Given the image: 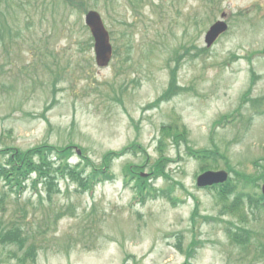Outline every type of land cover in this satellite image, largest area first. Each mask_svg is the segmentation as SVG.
<instances>
[{
    "label": "rangeland",
    "instance_id": "1",
    "mask_svg": "<svg viewBox=\"0 0 264 264\" xmlns=\"http://www.w3.org/2000/svg\"><path fill=\"white\" fill-rule=\"evenodd\" d=\"M77 2L0 0V19L20 30L0 42V153L46 154L56 178L50 193L28 181L21 197L5 198L2 223L40 227L34 264H264L257 245L225 233L243 227L264 243V209L249 214L244 200L230 216L234 194L224 204L219 190L194 185L206 166L264 175V0ZM83 6L117 48L106 68L95 66ZM221 14L228 30L206 49ZM175 123L182 135L162 130ZM63 164L111 178L84 191L61 177ZM13 252L0 247L3 264H20Z\"/></svg>",
    "mask_w": 264,
    "mask_h": 264
},
{
    "label": "trees",
    "instance_id": "2",
    "mask_svg": "<svg viewBox=\"0 0 264 264\" xmlns=\"http://www.w3.org/2000/svg\"><path fill=\"white\" fill-rule=\"evenodd\" d=\"M66 6H75L78 4L77 0H62ZM14 23V21H13ZM7 35L8 39H16L20 36V30L16 27L9 26L6 22L5 17L0 19V42L4 39V36ZM11 152V151H10ZM14 156H11L10 153L1 152L0 160L4 163H0V180L8 188V192H0V214H3V204L5 203V198L12 197L15 201L17 199L15 195H20V191L24 188V184L30 178L32 174L36 175V179L32 182V186L37 188L38 185L44 186V192L50 193V184L53 180H56L55 177H52L50 174V157L43 153H24L21 154L19 151H13ZM199 160H207L210 153L199 152L196 154ZM58 161L66 160V157L61 152H56L54 155ZM61 170V169H59ZM84 171H79L73 169L67 164H63L61 170V177L70 178L75 186L84 191H90L96 183H104L110 180L108 175L110 172L100 171L88 173L83 177ZM237 176H240L238 174ZM262 178L260 174L259 179ZM257 178L254 179V181ZM139 182L142 179L138 178ZM252 180L243 176L240 177L236 183H242L240 185V191L233 192L236 185H231L226 183L224 186L219 188L218 199L224 204L228 199L229 195L235 194V201L231 202L228 206L224 205L223 210H226L230 216H235L238 204L242 201L246 203V207H249V214H253L255 211H260L264 209V196L257 195L253 192V188L256 185H252ZM140 193H142V186H140ZM48 199L51 200V195H48ZM259 204L258 208H254L255 205ZM16 219L10 218L6 224L2 223L0 220V247L3 248H14L15 252L13 259H16L20 264H27L29 260H34L35 254L38 250L37 244L34 241L35 236V226L27 224L26 226H20L15 222ZM10 223V224H9ZM226 225V235L228 239L236 243V245L245 247L251 243V245H257V254L264 258V243L256 236V234L250 230L246 232L245 228H235L227 227ZM4 260L0 257V264H3Z\"/></svg>",
    "mask_w": 264,
    "mask_h": 264
},
{
    "label": "water",
    "instance_id": "3",
    "mask_svg": "<svg viewBox=\"0 0 264 264\" xmlns=\"http://www.w3.org/2000/svg\"><path fill=\"white\" fill-rule=\"evenodd\" d=\"M85 20L94 38V56L96 58V64L99 67H104L108 64L111 57V46L109 44L108 34L105 31L100 16L97 13L89 12L86 15ZM226 28L227 27L224 22L221 21L213 24L210 29H208V32L205 36V42H207L208 46L217 40V37L223 33ZM225 179L226 175L223 172H206L198 177L196 185L199 187H204L214 183L223 182Z\"/></svg>",
    "mask_w": 264,
    "mask_h": 264
}]
</instances>
